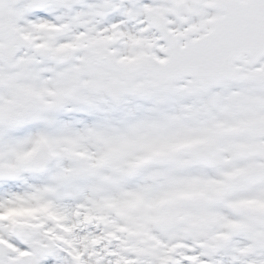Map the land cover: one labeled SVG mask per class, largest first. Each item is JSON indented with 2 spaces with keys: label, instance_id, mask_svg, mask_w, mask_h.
<instances>
[{
  "label": "snow or ice",
  "instance_id": "1",
  "mask_svg": "<svg viewBox=\"0 0 264 264\" xmlns=\"http://www.w3.org/2000/svg\"><path fill=\"white\" fill-rule=\"evenodd\" d=\"M0 264H264V0H0Z\"/></svg>",
  "mask_w": 264,
  "mask_h": 264
}]
</instances>
